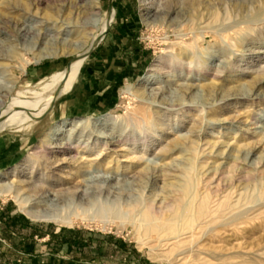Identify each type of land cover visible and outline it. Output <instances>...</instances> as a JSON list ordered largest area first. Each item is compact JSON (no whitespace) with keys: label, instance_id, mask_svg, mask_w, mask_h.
I'll list each match as a JSON object with an SVG mask.
<instances>
[{"label":"rangeland","instance_id":"rangeland-1","mask_svg":"<svg viewBox=\"0 0 264 264\" xmlns=\"http://www.w3.org/2000/svg\"><path fill=\"white\" fill-rule=\"evenodd\" d=\"M87 1L0 0V118L18 92L52 95L54 88L43 84L66 69L76 48L90 47L111 11L123 54L136 50L140 66L106 88L104 111H66L62 103L94 49L54 110L1 131V180L15 178L18 196L0 195V264H264V218L217 236L214 222L203 238L183 236L181 246L170 238L177 225L163 227L169 226L163 214L202 196L240 194L249 203L233 214L249 210L248 217L264 204V0H99L93 11ZM146 5L154 14H144ZM161 61L154 81L143 85ZM88 117L108 122L66 124L54 144H43L54 124ZM85 144L103 150L88 173L80 159ZM29 155L38 161L27 162ZM49 171L47 183L40 181ZM42 187L67 193L52 201ZM24 198L39 212L74 218L73 224L32 218L20 204Z\"/></svg>","mask_w":264,"mask_h":264},{"label":"bare ground","instance_id":"bare-ground-1","mask_svg":"<svg viewBox=\"0 0 264 264\" xmlns=\"http://www.w3.org/2000/svg\"><path fill=\"white\" fill-rule=\"evenodd\" d=\"M144 1H147V0H144ZM150 3L153 4V2H150ZM150 3H148V4L150 5ZM98 7H99V0H88L87 4L85 6L87 11L88 10L93 11V10L97 9ZM144 9H145L144 14H146V15H148L151 12H153V14H154V12H155L154 7H149L147 5ZM114 15H115V12L111 11L109 14V18L106 19V21H105L104 26L100 27L98 30L99 32H98L97 36L95 38L93 37L94 41L91 44L92 46L90 45V47L86 48L87 45H84L83 47L76 48L73 51V52H75V58H73L69 62L66 69L62 72H58V73L53 74L51 77V81L46 83V84H43L44 85L43 88H54L53 91L51 92V93H53L52 95L47 97V96H44L40 92H33L34 96H28V95L24 94L23 92H18L15 96H13L12 101L10 102L8 107L5 108V110L3 111V115L0 118V132L5 130L9 124L15 125L17 123H24V124L27 123V125H28V121H30L32 119H40V118L44 117L48 113L49 110L54 109L55 103L58 100V98L60 97V95L73 88L74 83L77 81V79L79 77V73L81 71V68H82L84 62L89 57L90 52L92 50H94L99 45L100 41L103 39L105 33L107 32L108 28L111 25V22L113 21ZM69 33H71L70 30H67V33H65V34L69 35ZM66 41H67V38H63V40L60 41V44L65 46ZM179 43H180V45H182V48L188 49V47H190V44H187L186 40L183 38L181 39V42H179ZM61 53H65V50L64 49L60 50V52H56L55 54H61ZM160 58H161V60L164 58L163 54L160 56ZM163 61H161V62H163ZM163 64H164V62L159 63V65L153 64L149 68V70L146 73V75L144 76V78L142 79V84L145 85V84L152 83L154 81V79L156 78L158 71L163 68ZM21 69L25 71L26 63L22 64ZM54 91H55V93H54ZM131 91H132V87H128L127 92H131ZM141 113H144V115L147 117L145 112L141 111ZM115 119H116V117L110 115L109 120H115ZM102 120H103L102 117H88V118L78 119V120L77 119L61 120L60 122L54 124L53 126H51L49 128V130L46 132L42 142L45 145L46 144H49V145L54 144L55 141H57L59 139V136L62 133V128L66 124H73L74 126H82V127H84V126L95 127L96 124H98V122H100L103 125H105L106 122H108V120H106L105 123H102ZM157 120H159V117L157 118ZM96 137H97V139H96L97 140L96 143H97L100 139V134L99 135L97 134ZM69 140H70V138H69ZM95 146L96 145H94V147H93L89 144H85L83 146V151L80 153V159L84 163L83 167H85L87 169V170L85 169L84 171L87 173L89 172V168H92L94 166L93 164L96 162L95 160H97L101 156V153H103L102 152L103 150L101 148H99L98 150H95ZM63 147H65V146H63ZM139 158H141V157H139ZM85 159H88V161H85ZM26 161L27 162L32 161L35 164V162L38 160L29 155V158ZM60 161L61 160L59 158H57L50 164L46 163L44 166V169H48V168L50 169L52 167V164L59 163ZM111 161H114V160L111 159L109 162H111ZM32 166H34V165H32ZM100 166H103L102 161L101 162L99 161V162H97V164H95V169L98 171ZM71 170H74L75 174H77L78 171L81 172V169L78 170V169H76V167H71ZM50 172L51 171L45 173L44 176H42L40 181H44L47 183V180L49 178H51ZM82 173H84V172H81V175H82ZM11 174L13 176H14V174L16 175L17 169L15 168L11 172ZM33 174H34V169H32L30 171V175L28 176L29 180L27 179V181H30L34 177ZM2 177H6V174L5 175L0 174V195L14 194L17 197L18 192H17V188H15V187H18V185L17 186L13 185V182H11V181H14L15 178H13V180L3 182V180H1ZM18 181H19V184L24 187V189H27L28 186H30V184L25 185L26 183L24 181H26V180H18ZM57 181H58V179H57ZM32 185L35 187L34 189L37 188L36 184H32ZM40 185H41V183H40ZM41 189L43 190L44 194L46 193V195H44V196L48 197L52 201H58L60 198H62L64 193H67V191H62V190L58 191L57 189L54 190V188H52V187H51V189H46L43 187L39 188V190H41ZM79 194L83 195L84 193L79 192ZM22 198H23V195H22ZM81 199H82V197H81ZM26 200L27 199H25L24 202L23 201L21 202V200H20V204H21L22 208L26 211V213L29 216H31L32 218L41 219V220L42 219H49V220L54 219L56 221H60V222L63 221V222L68 223V224H73L74 218L69 216L68 218L59 220L56 217H54L55 215H52L51 213H47V212L42 213V212H39L38 210H35L36 209V208L34 209L35 205L31 206V204L27 203L28 201L26 202ZM179 201H180V199H179ZM247 203H249V201L241 199L240 194L236 199H234L231 195L227 194L223 197H220L216 201L211 200V198L209 196H202V197L195 199L192 203L188 204L187 206L184 205L181 207L179 204L178 206H176L174 208V210L172 212H170V213L166 212L165 214H163V218H164L163 221L169 222V224H168L169 226L167 228H166V226H163V227L165 230L168 228L170 229L171 226H173V225H177L176 232L170 238L175 239L174 243H176L180 246L183 245V243H184L183 240L185 237H183V236H185L188 233H190L192 236L197 234L198 237L203 238L204 235L206 234L207 227L210 226V224H212L214 222L215 223L218 222V224L213 229H211V233L214 236H217V233H219V231L222 230V228H226V227H228V229L230 227L233 231H236L237 229L242 228L241 224H245L246 222L249 221V219L264 218V204L256 210L257 213L252 217L247 216L249 210H246V211H244L238 215L233 214L235 208L240 207V206H245ZM179 209H181V210L178 211ZM102 211H103V209H102ZM100 212H101V210H100ZM101 215H100V217H101ZM103 217H104V214H103ZM105 217H107V215ZM81 218L83 219V217H81ZM225 220H227V221H225ZM222 221H224V222H222ZM198 260H201V261H204L207 263L211 262V260L205 256H202V257L200 256V258H198ZM244 261H245V263L247 262L246 264H257L255 261H252V260H244Z\"/></svg>","mask_w":264,"mask_h":264},{"label":"crops","instance_id":"crops-1","mask_svg":"<svg viewBox=\"0 0 264 264\" xmlns=\"http://www.w3.org/2000/svg\"><path fill=\"white\" fill-rule=\"evenodd\" d=\"M119 32L120 30L113 29L110 25L103 39L95 48V52L90 54L93 58L87 59L83 69L81 68L82 73L74 91L62 103H66V111L78 110L79 112L81 108L83 109L81 112L85 111L86 113L104 111L106 107H110V103L102 102L106 88L110 86L112 89L113 84H116L118 80L123 81V79L133 77L139 72L138 52L131 50L130 54H123L125 46L123 42L119 43L122 40ZM118 44H120L119 48ZM82 82L85 86L81 88ZM79 101L83 103L77 105ZM54 108H56V103Z\"/></svg>","mask_w":264,"mask_h":264}]
</instances>
